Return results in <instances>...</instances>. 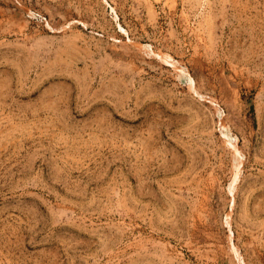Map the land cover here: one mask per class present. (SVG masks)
Masks as SVG:
<instances>
[{
  "label": "rangeland",
  "instance_id": "obj_1",
  "mask_svg": "<svg viewBox=\"0 0 264 264\" xmlns=\"http://www.w3.org/2000/svg\"><path fill=\"white\" fill-rule=\"evenodd\" d=\"M0 264H264V0H0Z\"/></svg>",
  "mask_w": 264,
  "mask_h": 264
}]
</instances>
